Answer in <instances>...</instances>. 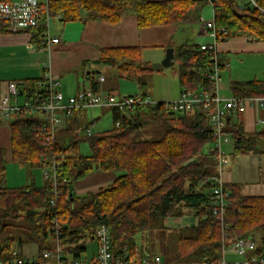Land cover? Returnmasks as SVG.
Listing matches in <instances>:
<instances>
[{"label": "trees", "instance_id": "16d2710c", "mask_svg": "<svg viewBox=\"0 0 264 264\" xmlns=\"http://www.w3.org/2000/svg\"><path fill=\"white\" fill-rule=\"evenodd\" d=\"M256 2L264 9V0ZM208 3L214 7L217 39L245 36L264 41L263 12L249 5L237 12L235 0H50L49 11L53 18L64 22L98 19L115 23L124 14L134 13L138 25L144 27L178 24L193 10ZM47 30L46 25L33 29L32 40L42 45ZM10 31L7 23L0 21V33ZM101 52L103 57L98 63L117 68L127 78H136L139 93L147 96L141 73L153 68L142 60L138 47L106 48ZM211 57V52L195 44L185 42L178 46L175 59L180 61V85L192 90L210 89ZM43 81V76L26 79L22 83L23 94L34 100L44 98L46 90L38 85ZM90 85L99 88V83L93 80ZM232 90L236 96H264V78L234 82ZM235 113L237 119L229 126L233 152L264 153V127L246 133L240 111ZM143 115L161 117L160 138L133 139V133L140 127L138 119ZM78 116L72 117L76 121ZM117 121L121 122L119 126ZM74 123L60 129L52 146L47 148L37 133L39 119L23 113L12 117L11 159L14 162L43 169L52 155L65 153L66 156L61 159L62 167L57 172L60 193L55 195L52 181L46 178L41 186L34 183L6 186L5 151L0 147V259L8 257L15 245L22 247L25 243H36L38 257L42 259L44 249L54 248L52 220L55 217L63 225L60 242L66 260L86 253L85 242L94 239L100 224L109 227L112 250L122 255L136 250L140 233L175 218H182L192 234L179 238L178 250L165 258L167 263L207 257L219 263L224 241L232 242L248 235L254 236L257 242L255 253L264 255V195H244L237 184L224 183L232 199L225 207L224 224L212 213L209 203L213 200V184H201L204 176L213 173L206 160L215 161L213 149L205 152L206 145L214 140L205 113L167 111L163 103H157L138 106L134 111L113 109V128L99 133L80 134L78 129L82 126ZM82 141L89 143L90 155L80 154ZM99 169L118 174L110 187L83 195L71 190L73 180ZM52 200L56 201L55 205ZM192 216L194 225L190 221Z\"/></svg>", "mask_w": 264, "mask_h": 264}, {"label": "crops", "instance_id": "0c3cea01", "mask_svg": "<svg viewBox=\"0 0 264 264\" xmlns=\"http://www.w3.org/2000/svg\"><path fill=\"white\" fill-rule=\"evenodd\" d=\"M210 16L214 18L212 3L193 10L186 20L178 24L169 23L144 27L138 25L137 15L134 13L124 14L115 23L98 19L64 22L58 17L53 18L51 16L48 28L49 37H58L59 42L52 43L47 48L41 47V44L32 40V31L14 32L11 30L8 33H0V99L8 94L10 81H17L22 91V83L26 79L40 78L47 69L58 78L60 82L59 88L64 96H72L90 86V81L94 79L93 75L99 74L100 66L112 67L111 65L97 62L103 57L102 49L138 47L141 50L143 61L152 64L161 61L169 47H173L175 51L178 46L185 42L197 46L213 43L215 37L206 25ZM216 49L221 72L219 79L216 82H212L210 88H214L222 97L229 98L234 95L232 90L234 82L261 80L264 78V41L245 36H233L216 41ZM85 62L87 64L84 69L83 65ZM87 71L93 72L88 74ZM179 86L178 97L183 88L180 83ZM109 91L113 92L117 98L129 95L121 96L119 95L120 92ZM145 93L152 101H163L160 97H153L150 92ZM19 99L18 102H22ZM96 109L100 108L95 107L84 112L91 114L89 118L95 119L92 111ZM83 113L77 117L76 121L73 117L66 118L65 125H71V123L75 122V126L79 124L84 129L90 120L83 125L80 119L83 117ZM260 118L264 120L263 110H257L250 105L247 106L241 112L244 132L253 133L263 129L264 123H258ZM236 119V113H230L229 122L233 124ZM11 120L12 118H7L0 113V147L5 151V163L8 160H12ZM231 137V140L225 145L231 143L234 146L232 134ZM229 155L230 162L222 173L224 183L237 184L244 195H264V153L247 152L240 154L230 153ZM205 164L211 172H216V162L212 158L211 160H206ZM99 172L102 173L99 175L95 174ZM117 175L113 171L95 170L86 176L89 179H93L91 184H86L85 190H79L83 192L76 195L108 188L113 184ZM30 183L36 184V178L32 174L27 177L25 185ZM5 185L9 186L7 177ZM91 244V248L86 245L85 254L88 255L87 252L90 253L88 256H93L97 250L95 239H93ZM138 245L145 249L142 244L138 243ZM22 255L24 256V254ZM37 257L38 254L33 259ZM26 259L29 260L28 257Z\"/></svg>", "mask_w": 264, "mask_h": 264}, {"label": "built area", "instance_id": "2783aa9c", "mask_svg": "<svg viewBox=\"0 0 264 264\" xmlns=\"http://www.w3.org/2000/svg\"><path fill=\"white\" fill-rule=\"evenodd\" d=\"M50 0H0V21L6 22L9 29L16 31H32L42 25L49 28L51 18L49 11ZM253 7H259L256 0H250ZM243 7H240L242 9ZM264 14V9L259 7ZM208 30L213 33L215 41L210 44H200L201 50H206L212 54L211 71L209 77L212 82H216L220 77L221 67L218 62V52L216 49L217 28L215 19L206 23ZM59 42L58 37H49L48 30L45 33L44 43L41 47H49L52 43ZM47 69V68H46ZM44 81L38 85L46 90V96L40 100L25 97L22 102H18L20 95V84L17 81H10L8 84V94L0 99V113L7 118H12L15 114L23 113L27 116L37 118L41 121L38 128V135L47 148H50L56 140L58 131L65 126V119L74 115H82L84 111L95 107L118 109L120 112L127 110L134 111L138 106L148 104L163 103L167 111H201L206 114L209 125L214 137L212 157L216 161L217 170L210 175H206L201 180V184L212 183L211 189L213 200L210 201L213 215L220 223L224 224L225 207L232 203L230 192L224 188L222 173L226 165L230 162V155L225 151V143L231 140L229 132L230 113L242 112L247 106H252L257 110L264 111V96H236L229 98L222 97L214 88H200L192 90L183 87L179 97L171 101H152L147 96L144 97L139 92L135 95H128L117 98L111 91L101 93L91 85L78 91L76 94L65 97L60 90L58 78L49 71L45 70ZM93 81L104 82L105 78L101 74H94ZM259 124H263V119H258ZM117 126L121 124L116 122ZM95 119H91L86 127L85 135L93 132ZM65 153L54 154L43 168L44 178L53 183L55 195L60 193L58 189L57 172L61 169V159L65 158ZM69 188V186H68ZM52 205L56 204L52 200ZM52 229L55 233L54 248L44 249L42 259L27 260L19 250L12 249L5 259H0V264H264V255L255 253L257 242L254 236H246L235 239L232 242H225L223 246V258L219 263L213 262L210 258L198 261L167 263L159 255L153 254L137 245L133 253L125 252L117 255L112 250L110 229L106 224H100L94 234L97 242L96 253L90 258H72L66 260L60 236L62 235L63 225L55 217ZM234 253L240 259L234 262L227 261L226 254ZM53 260V261H52Z\"/></svg>", "mask_w": 264, "mask_h": 264}, {"label": "rangeland", "instance_id": "374dc122", "mask_svg": "<svg viewBox=\"0 0 264 264\" xmlns=\"http://www.w3.org/2000/svg\"><path fill=\"white\" fill-rule=\"evenodd\" d=\"M238 7L251 6L250 0H235ZM242 9H237L236 11H241ZM209 20L213 17H209ZM207 19V20H208ZM208 20V21H209ZM143 60V59H142ZM145 62V61H144ZM155 63V62H154ZM153 65V63L151 64ZM99 74L103 75L105 80L99 84V91L101 93H106L108 90L120 92L119 95L125 96L127 94L135 95L139 92L138 80L136 78H127L123 73H119L117 68L100 66ZM180 71V61L178 59L174 60V64L170 67L163 68L162 70H150L143 71L141 73L142 78L146 82L145 92H150L153 97H160L163 101L175 100L178 98L179 91V77ZM25 95L19 97L20 101L25 99ZM113 109L100 108L92 111L95 116V125L93 126V132L99 133L105 130H111L113 128ZM91 114L88 112L83 113L81 117V123L84 125L88 120H91ZM161 117H150L149 115H143L138 119L140 127L136 129L133 133V139H157L162 136L161 132ZM80 134H85V128L78 129ZM214 147L213 142L206 145L205 152ZM225 151L230 154L234 153V146L229 143L224 145ZM81 155H90L91 150L89 143L87 141H82L80 143ZM6 166V177L10 187L25 186L27 182V177L31 174L36 178V185L41 186L44 183V171L40 167H30L27 165L19 164L13 160H8ZM213 168V167H212ZM114 172V171H113ZM102 172L95 173L96 175ZM109 175V174H107ZM93 177V176H90ZM89 177H84L78 180H73L71 182V190L75 194H79V191L84 189L85 185L93 181ZM87 188V187H86ZM192 234V229L184 224L182 218H175L174 220H169L163 225L152 226V228L147 229L145 232L140 233L137 236V243L142 244L145 249L153 254L159 255L165 260V258L173 256L179 245V238L181 236H190ZM92 240L86 241V245L91 248ZM14 249L23 251L24 256L33 260L37 256L38 247L36 243H25L22 247L15 245ZM89 255L90 253L87 252ZM86 254L82 255V258L88 256ZM91 256H88L90 258ZM227 261H237L240 258L234 253L226 254Z\"/></svg>", "mask_w": 264, "mask_h": 264}, {"label": "water", "instance_id": "95a60500", "mask_svg": "<svg viewBox=\"0 0 264 264\" xmlns=\"http://www.w3.org/2000/svg\"><path fill=\"white\" fill-rule=\"evenodd\" d=\"M174 60H175L174 48L169 47L166 50L165 57L161 61L153 63L152 68H153V70H162L163 68L170 67L171 65H173ZM87 72L89 74L90 72H93V71H87ZM98 72H100V71L98 70ZM21 93H22V91H20V94ZM194 220H195V218L193 216L190 217V221H191L192 225H194Z\"/></svg>", "mask_w": 264, "mask_h": 264}, {"label": "bare ground", "instance_id": "6f19581e", "mask_svg": "<svg viewBox=\"0 0 264 264\" xmlns=\"http://www.w3.org/2000/svg\"><path fill=\"white\" fill-rule=\"evenodd\" d=\"M140 91V90H139ZM241 113V112H240ZM237 116V115H236Z\"/></svg>", "mask_w": 264, "mask_h": 264}]
</instances>
